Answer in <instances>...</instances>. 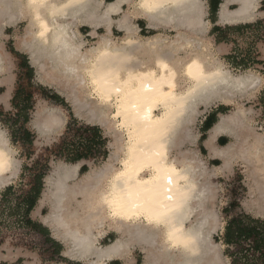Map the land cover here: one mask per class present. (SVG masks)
<instances>
[{
	"label": "bare ground",
	"instance_id": "6f19581e",
	"mask_svg": "<svg viewBox=\"0 0 264 264\" xmlns=\"http://www.w3.org/2000/svg\"><path fill=\"white\" fill-rule=\"evenodd\" d=\"M126 1L104 6L103 0H0V39L7 27L26 21L18 51L29 57L43 82L62 86L58 93L75 116L115 138L113 152L99 168L81 173L82 162H60L45 176L33 214L65 246L64 255L83 264H129L135 248L143 252L144 264H228L224 245L213 237L217 219L210 207L211 174L197 152L184 148L197 142L193 126L199 114L253 95L262 79L252 72L234 75L208 54L203 1L137 0L136 9L154 29L176 30L173 40L162 33L141 40L129 15L116 21ZM259 1H224L219 22L254 21ZM233 3L237 8L232 10ZM116 22L124 33L120 44L112 38ZM84 26L98 38L90 48L81 34ZM9 69L0 47L2 86L10 80L3 77ZM61 113L58 106L39 108L33 121L37 132L58 134L66 124ZM245 118L241 109L221 114L204 147L211 159L222 162L215 167L222 174L238 158L251 167L264 215V133L245 130ZM3 131L0 190L20 168ZM243 131L253 143L241 141ZM222 136L236 142L221 146ZM109 232L116 238L100 244Z\"/></svg>",
	"mask_w": 264,
	"mask_h": 264
},
{
	"label": "rangeland",
	"instance_id": "374dc122",
	"mask_svg": "<svg viewBox=\"0 0 264 264\" xmlns=\"http://www.w3.org/2000/svg\"><path fill=\"white\" fill-rule=\"evenodd\" d=\"M260 5L261 11H263L264 0ZM26 25V21H20L13 27H7L5 36L0 39V47L3 51L5 48L10 54L9 61L12 62V65H9V71L3 76L10 78L8 84L0 86V95L6 94L9 87L11 90L6 101H0V128L5 130L3 132L16 152L14 158L20 167L19 174L12 183L0 190V260L6 259L11 264H13L12 261H15L14 264H51L53 262L82 264L81 262H72L62 256L65 246L57 241L53 232L44 226L41 219L34 216L32 212L29 215L30 219L40 227L47 229L48 234L45 235L28 226L24 218L26 210L24 198L34 184L35 175L41 173H45V176L49 175L60 162L74 164L57 155V147L63 139L68 145H75L82 141L88 134L81 129L83 126L97 127L101 132L106 143L105 149L101 148L88 159L78 161L82 162L83 166L86 165L85 171L81 170V173H85L89 171L90 167L99 168L107 161L110 153L113 152L111 144L115 142V138L112 134H107L106 130L100 126L88 124L85 120L75 116L73 108H71L72 105L59 94L63 90L60 84L45 83L40 79L36 69L31 66L29 57L19 52L16 46L17 39L25 34ZM89 31L87 27L81 29L87 48L94 46L98 41V38L89 36ZM99 32L100 34L104 33L102 29ZM215 32L214 30L213 33L208 34L205 39L204 45L208 54L224 64L234 75L252 72L262 79L261 87L253 95L235 99L230 103L216 104L205 113L199 114L193 126V135L197 137V142L194 145L187 144L184 148L185 150L191 148L197 152L200 158L206 162L208 173L211 174L208 179L210 192L213 195L210 207L217 219L215 222L217 229L213 237L216 242L223 244L222 232L228 216L244 212L253 217L264 219V215L261 214L258 203L259 195L255 188L257 185L253 177L254 173L246 162L241 158L236 159L227 173L223 174L215 169L222 162L211 159L204 147V141L208 138L209 131L205 132L206 120L203 119L211 114H217V119H219L221 114L230 115L241 109L247 117L244 122L245 130H252L258 135L264 133V17L253 23L226 26L220 33ZM157 33L166 34L170 40L175 39L177 34V32L170 31L165 33L164 30L151 31L147 34L143 31L140 33V39L145 40ZM123 37L124 33L115 31L112 38L117 44H120ZM222 46L224 50L220 48ZM50 76L52 79H56L55 75ZM43 106L61 108L63 113L61 114L66 124L58 134L41 136L34 127L36 111ZM24 129L31 131L32 143L23 139ZM247 135L248 131H243L241 141L247 140L248 143H253L252 138L247 139ZM222 138H224L223 143L226 144L236 142L229 137ZM240 147L243 148V146ZM44 180L45 178L43 179V189ZM11 186L14 190L4 198L6 189ZM237 201L240 205L233 206L232 204ZM48 212V208L43 210L44 215ZM115 238L116 234L109 232L102 240L100 239V244L105 246ZM223 247L224 253L225 246ZM132 256L133 260L129 264H144V254L141 249L135 248L132 251ZM111 264H123V262L117 261ZM228 264H231L230 259H228Z\"/></svg>",
	"mask_w": 264,
	"mask_h": 264
},
{
	"label": "trees",
	"instance_id": "16d2710c",
	"mask_svg": "<svg viewBox=\"0 0 264 264\" xmlns=\"http://www.w3.org/2000/svg\"><path fill=\"white\" fill-rule=\"evenodd\" d=\"M217 9L218 5L215 7L212 6L214 15L217 12ZM27 120L28 118L26 121ZM217 120V114L209 115L205 121V132H208ZM81 129L83 132L89 134H86L82 141L75 145H68L63 139L61 144L57 147V155L60 158L65 159L67 162L75 163L83 159H88L93 156L97 150L101 148L105 149V140L97 127L83 126ZM23 137L25 141L33 142V135L30 130L24 129ZM223 139L224 138H221L219 140L220 145L226 144L223 143ZM85 169L86 165L83 166L82 171L84 172ZM44 178L45 173L35 175L34 184L30 192L24 198L26 205L24 218L26 219L28 226L47 235L48 230L44 229V227H40V225L35 223L29 217L41 196ZM13 190L12 186L8 187L3 197L5 198ZM232 205L239 206L240 203L237 201ZM222 242L225 246L224 254L230 259L231 264H264V219L253 217L244 212H241L238 215L228 216L224 231L222 232Z\"/></svg>",
	"mask_w": 264,
	"mask_h": 264
},
{
	"label": "crops",
	"instance_id": "0c3cea01",
	"mask_svg": "<svg viewBox=\"0 0 264 264\" xmlns=\"http://www.w3.org/2000/svg\"><path fill=\"white\" fill-rule=\"evenodd\" d=\"M117 0H103V3H104V6L105 4L107 5V3H113ZM139 1V0H138ZM137 0H128L126 2L123 3L122 5V12L119 13L118 15H114V19L116 21H119L118 19L122 18L124 15H129L130 16V20L132 23H135L138 27H139V35L141 32H145L146 34L147 33H150L151 31H159L160 29L161 30H164V32H175L176 30L174 29H170V28H164V27H159L157 29H154V27H152L149 23V21L147 20V18H145L144 15L140 14L141 12L138 11L136 9V4L138 2ZM203 1L202 2V5H203V17H202V20L206 21L208 23V26H209V29H208V32L206 33V37L205 39L208 37V34L210 35L211 33H213L214 31V28H215V33H220L222 30H223V27H226V26H236V25H239V24H247V23H234V24H229V23H220L219 20H220V15H219V11H220V8L222 6V4L224 3V1L226 2L227 0H201ZM262 0L259 1L258 3V16L256 17V19L252 22H248V23H253L255 22L257 19L261 18V17H264V15H262V13L264 12V9L263 11H261V8H260V4H261ZM132 3V4H131ZM205 5V6H204ZM218 5V9H217V12L215 13V15L213 14V11H212V6L215 7ZM236 6V7H235ZM230 9H236L237 8V5L235 3L233 4H230L229 6ZM263 8H264V5H263ZM261 16V17H260ZM193 18H195V14H193ZM213 23V24H212ZM83 28H86V26L82 27ZM116 32H122L118 29L117 27V22L114 23V26H113V33ZM123 33V32H122ZM222 50H224V47H220ZM4 52L6 53L7 55V58H8V65H12V62L9 61V58L11 59L10 57V54L5 50L4 48ZM19 52H22V51H19ZM23 53V52H22ZM25 54V53H23ZM31 64V63H30ZM1 86V85H0ZM6 101V97L4 95L0 96V101ZM207 119V117H204V121ZM222 137H226V136H222ZM220 137V138H222ZM228 139V138H226ZM220 140V139H219ZM218 144H219V141H218ZM220 145V144H219ZM39 201V200H38ZM35 209V208H34ZM33 209V210H34ZM33 213V211H32ZM44 225V224H43ZM45 226V225H44ZM48 228V227H47ZM54 238V237H53ZM56 240V239H55ZM62 244V243H61ZM1 253V252H0ZM62 256L66 259H68L65 255H64V250L62 252ZM72 262H81V261H74V260H71V259H68ZM117 262V261H115ZM1 263H8V260L6 259H1L0 260V264ZM12 263L14 264L15 261H12ZM57 263V262H55ZM59 263H64V262H59ZM82 263V262H81ZM114 263V262H113ZM8 264H11V263H8ZM83 264V263H82Z\"/></svg>",
	"mask_w": 264,
	"mask_h": 264
},
{
	"label": "snow or ice",
	"instance_id": "6c2138e0",
	"mask_svg": "<svg viewBox=\"0 0 264 264\" xmlns=\"http://www.w3.org/2000/svg\"><path fill=\"white\" fill-rule=\"evenodd\" d=\"M203 150V149H202ZM65 264H67V262H65Z\"/></svg>",
	"mask_w": 264,
	"mask_h": 264
}]
</instances>
